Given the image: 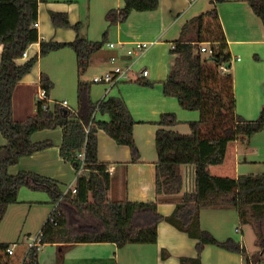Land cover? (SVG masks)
Here are the masks:
<instances>
[{
  "label": "trees",
  "instance_id": "1",
  "mask_svg": "<svg viewBox=\"0 0 264 264\" xmlns=\"http://www.w3.org/2000/svg\"><path fill=\"white\" fill-rule=\"evenodd\" d=\"M45 0H0V132L7 144L0 146V225L8 207L18 201L19 190L28 187L49 193L52 203H58L39 232L42 243L66 247L81 242H112L118 247L130 243H155L158 224L162 220L187 232L199 240V255L195 261L182 259V264H201L200 253L206 244L246 252L245 247L230 240L218 241L202 229L200 213L206 208H235L243 224L254 225L258 244L264 248V174L241 175L238 178L216 176L210 166L222 164L228 144L239 137L250 138L264 129V107L256 120L238 114L230 67L220 70L231 61L226 35L216 9L187 21L173 52L178 56L163 83L167 96L178 99L184 109L199 110L200 119L190 122L192 132L160 128L156 133L158 161L156 163V191L172 195L182 191V165L195 166L196 188L184 193L174 212L163 216L158 202L113 201L109 198V176L106 164L98 158L99 130L105 131L118 144L130 147L133 159L139 158L134 138V120L128 105L121 97L110 96L94 103L90 97L91 82L81 77L90 66L92 56L103 48L105 41L94 42L80 34V23L72 25L65 13L52 12L57 27H73L77 36L73 41H41L39 54L18 64L28 47L39 41L37 28L39 3ZM117 13H108L111 22L125 21L133 10H154L159 0H124ZM213 3L225 0H212ZM264 23V0H248ZM190 36V37H189ZM202 43H209L213 54L203 55ZM71 47L78 62V107L72 109L57 104L54 110L37 104L36 113L24 121L14 118L13 94L19 82L32 71L39 57L52 51ZM41 85L49 94L54 83L46 74ZM107 114L108 121L97 120L94 113ZM177 122L174 113L162 114V126ZM62 127L60 154L76 170L82 164L78 153L85 148L87 190L90 200L77 193L64 192L60 182L30 171L16 175L9 172L23 156L32 155L54 145L53 140L33 141L40 130ZM54 216L52 220L51 217ZM40 250L29 248L23 264H39ZM62 250L53 264H63ZM247 262V259H246ZM108 264H117L116 262Z\"/></svg>",
  "mask_w": 264,
  "mask_h": 264
},
{
  "label": "crops",
  "instance_id": "2",
  "mask_svg": "<svg viewBox=\"0 0 264 264\" xmlns=\"http://www.w3.org/2000/svg\"><path fill=\"white\" fill-rule=\"evenodd\" d=\"M92 1V0H91ZM77 4L74 0H45L39 3L37 28L39 41L32 43L25 51L26 55L16 60L23 64L39 54L41 41H73L77 31L73 27H57L52 20V12L65 13L72 25L80 23V34L91 41H105L102 49L91 58L90 67L103 69L104 72L94 75L93 79L85 80L95 83L91 85L90 97L94 103L110 96L121 97L136 121L134 138L139 152V158L134 160L130 147L118 144L109 134L99 130L98 158L106 164L109 176V198L113 201L158 202V210L165 217L171 215L177 204L182 200L184 193L196 188L195 166L182 165V191L177 194H158L156 191V163L158 153L156 148V133L160 128L170 129L181 134L192 132L190 122L200 119L199 110L184 109L178 99L167 96L163 91V83L175 63L177 54L173 52L175 41L180 39L184 24L207 11L216 9L223 26L228 50L231 54L229 62L233 74L236 110L245 119L256 120L264 107V23L254 12L248 0H225L213 3L212 0H159L154 10H133L125 21L111 22L108 13L112 9L125 6L124 0H102L98 7L89 9L88 24L83 27L79 13L75 11ZM190 37V36H189ZM152 43L146 50L128 55L127 47H134L137 43ZM109 43H115L111 48ZM209 45V43H202ZM69 59V66L63 65L64 75L56 76L50 68H43L44 72L34 68L16 86L13 94L14 118L24 121L33 116L39 103V94L43 89L41 76L46 74L53 82L63 83L66 87H73L76 72L77 86L79 82L77 55L73 48L59 49ZM57 51V50H56ZM51 53V52H50ZM205 53V52H202ZM58 54V53H56ZM207 54V53H206ZM208 55V54H207ZM58 56V55H55ZM112 57H116L112 61ZM75 60V62H74ZM1 62V55H0ZM36 63V64H37ZM133 63V64H132ZM35 64V65H36ZM132 64L130 78L110 87L104 83L94 81L96 76L111 72L116 66L126 67ZM88 68V69H89ZM143 69L149 71L147 77H142ZM77 70V71H76ZM53 82V83H54ZM47 107L51 110L59 103L70 106L67 100H58L50 90L46 97ZM174 113L177 122L173 125L162 126L158 123L162 114ZM97 120L108 121L107 114L94 113ZM33 141L53 140L54 145L32 155L23 156L17 164L9 167L12 175L20 171H30L56 179L62 185L64 192L78 193L81 184L86 185L87 176L85 163V148L78 153L82 164L79 170L64 160L60 154V145L63 140L62 127L44 129L32 135ZM7 139L0 132V146L7 144ZM84 152V157L79 156ZM210 172L216 176L238 178L241 175L264 174V129L250 138L239 137L228 144L225 160L222 164L210 166ZM70 188V189H69ZM76 192H73V189ZM69 189V190H68ZM110 198V199H111ZM42 205L48 207L44 213L43 224L54 209V203L48 192L35 191L28 187L19 190L18 201L8 207L4 219L9 212H17L22 206ZM47 218H45L46 216ZM3 221V220H2ZM202 229L210 232L218 241L230 240L246 252L226 249L215 244H206L200 253L201 264H264V248L259 249L257 238L254 239L253 249L249 248L240 214L235 208H206L200 213ZM38 232V233H39ZM6 247L14 245L26 246L23 259L0 261V264H23L29 250L28 244L23 241L0 242ZM199 240L162 220L158 224V240L155 243H130L118 247L112 242H81L71 244L65 248L55 245L56 259L64 250L63 264H182V259L195 261L199 255ZM50 245V244H45ZM13 253L8 254H14ZM247 259V262H246ZM56 260L54 259L53 264ZM191 264V263H186Z\"/></svg>",
  "mask_w": 264,
  "mask_h": 264
},
{
  "label": "rangeland",
  "instance_id": "3",
  "mask_svg": "<svg viewBox=\"0 0 264 264\" xmlns=\"http://www.w3.org/2000/svg\"><path fill=\"white\" fill-rule=\"evenodd\" d=\"M77 4V7L75 8V11L79 13L80 18L83 22V27L86 28V23L88 24V14L89 9L96 8L99 6L102 0H74ZM69 50H65V52H59L61 50L52 51L46 56H43L40 58V61H42L43 68H50L51 72H54L56 76H62L64 75V71L59 70L62 69L63 65L65 67L69 66L70 61L69 59L62 53H66L67 51H71L70 48H67ZM58 53V54H56ZM58 55V56H55ZM203 55H207L206 53H203ZM75 62V60H74ZM40 64L35 65V70L46 73ZM77 71V70H76ZM103 69H96L93 67H90L87 69V71L83 74L81 77L82 80H92L94 75L103 73ZM74 76V85L73 87H66L63 83L60 82H54L53 88L51 91H53L54 97L58 100H67L70 103V106L75 107L78 103V86H77V74L76 72L73 74ZM95 83L91 82V85H94ZM81 188L78 190V196L81 199H87L90 200V193L86 189L85 184H81ZM111 198V197H110ZM112 200V198L110 199ZM48 211V207L42 206V205H34L32 207L30 206H22L20 210L17 212L15 210L12 214L9 212L7 217L3 219L1 225H0V242H7L10 244L15 241H23L26 244H29L33 241V239L37 236L41 225L43 224V216L44 213ZM46 216V215H45ZM49 216V215H48ZM46 216L45 218H47ZM251 224V223H250ZM245 230L249 233L247 236V241L249 244V248L253 249L255 241L254 239H258V236L256 234L255 227L251 225H247L245 227ZM14 254H8V251L6 250V247L3 246V243H0V261H6V260H21L23 259V254L25 253L26 246L24 245H14ZM57 247L55 245H44L41 247L39 252V264H50L51 262L56 260V253H57ZM259 249H261V246H259Z\"/></svg>",
  "mask_w": 264,
  "mask_h": 264
},
{
  "label": "built area",
  "instance_id": "4",
  "mask_svg": "<svg viewBox=\"0 0 264 264\" xmlns=\"http://www.w3.org/2000/svg\"><path fill=\"white\" fill-rule=\"evenodd\" d=\"M152 43L150 42H141V43H137L135 48L134 47H127L126 44H121L122 48L126 49L128 55H132L134 53L138 51H144L146 50ZM109 46L111 48H115L116 44L115 43H109ZM173 47L175 48V46L173 45ZM200 51L201 52H205L207 54H213L214 50L212 47H210V45H202L200 47ZM24 55H26V52L23 53ZM116 57H112V61H115ZM133 64V63H132ZM127 65L126 67H121V66H116L111 72H108L104 75L101 76H96L94 78L95 82L98 83H104L107 84L108 86L112 87L116 84H118L121 81H124L128 78H130V73L132 70L133 65ZM220 70L222 72L227 70L226 65H221L220 66ZM140 75L142 77H147L149 75V71L147 69H143L140 72ZM46 91L42 90L39 94V100L43 102V106L47 107V102H46ZM79 156H81L82 158L84 157V152L80 153ZM70 189V188H69ZM68 189V190H69ZM73 192H76L77 190L74 188L72 190ZM58 203H55L54 208L57 207ZM51 216V215H50ZM51 219H54V216L52 215ZM33 246H36L39 250L41 249V247L44 246V244L42 243L40 234L38 233L37 236L33 239V241L31 243L28 244V247L31 248ZM8 252L9 253H13V247H9L8 248Z\"/></svg>",
  "mask_w": 264,
  "mask_h": 264
},
{
  "label": "water",
  "instance_id": "5",
  "mask_svg": "<svg viewBox=\"0 0 264 264\" xmlns=\"http://www.w3.org/2000/svg\"><path fill=\"white\" fill-rule=\"evenodd\" d=\"M227 66H229V63L227 64Z\"/></svg>",
  "mask_w": 264,
  "mask_h": 264
}]
</instances>
